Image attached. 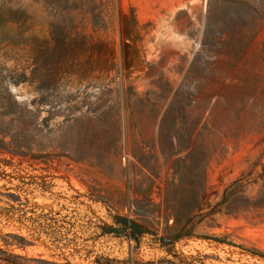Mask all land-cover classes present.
<instances>
[{
  "label": "rangeland",
  "instance_id": "obj_1",
  "mask_svg": "<svg viewBox=\"0 0 264 264\" xmlns=\"http://www.w3.org/2000/svg\"><path fill=\"white\" fill-rule=\"evenodd\" d=\"M1 141L2 250L264 264V0H0Z\"/></svg>",
  "mask_w": 264,
  "mask_h": 264
},
{
  "label": "trees",
  "instance_id": "obj_2",
  "mask_svg": "<svg viewBox=\"0 0 264 264\" xmlns=\"http://www.w3.org/2000/svg\"><path fill=\"white\" fill-rule=\"evenodd\" d=\"M1 143H3V146L0 145V149H5V150L7 149L6 151L9 153L14 152V150L9 149V144L11 142L1 141ZM14 153H18V152H14ZM104 198L107 199L109 202L115 204V202H113L107 196H104ZM10 238H11V241L17 245L24 246L28 244V241L22 236L11 234ZM215 240L218 242L225 243L224 240H219L217 238ZM4 241L6 242V240ZM20 261L29 262L31 264H63V263H59L56 261L47 260L43 258L27 257V256L17 254V253H10L0 248V264H9V263L10 264H24L23 262H20ZM134 264H136V262H134Z\"/></svg>",
  "mask_w": 264,
  "mask_h": 264
}]
</instances>
